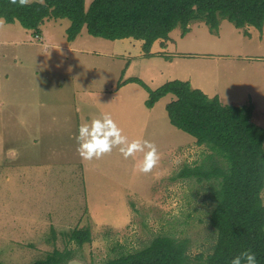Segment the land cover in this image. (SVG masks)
<instances>
[{"label":"rangeland","instance_id":"rangeland-1","mask_svg":"<svg viewBox=\"0 0 264 264\" xmlns=\"http://www.w3.org/2000/svg\"><path fill=\"white\" fill-rule=\"evenodd\" d=\"M92 2L85 1L86 9ZM70 25L46 20L36 37L17 21L0 20V261L33 264L57 248L71 250L66 264H101L157 236L186 241L192 261L208 256L217 239L210 225L216 181L181 172L204 162L208 167V156L216 164L223 160L171 125L166 106L175 96L149 109L144 87L120 82L139 78L157 90L189 81L218 93L225 106L252 104V122L260 127L264 27H251L248 37L247 27L227 20L216 34L192 22L187 34L178 27L147 56L143 41H111L86 28L68 41ZM106 115L126 142L99 159H82L79 126ZM135 141L140 147L125 158L122 149ZM153 147L156 162L142 171ZM86 228L91 243L80 247L65 238Z\"/></svg>","mask_w":264,"mask_h":264},{"label":"trees","instance_id":"trees-1","mask_svg":"<svg viewBox=\"0 0 264 264\" xmlns=\"http://www.w3.org/2000/svg\"><path fill=\"white\" fill-rule=\"evenodd\" d=\"M85 1L0 0V20L7 24L17 21L41 37L46 20L67 19L71 22L68 41H74L86 28L91 36L111 41H143L147 56H151L156 42L168 41L178 27L187 34L192 22H204L212 34L219 31L222 20L237 29L262 31L264 27V0H93L88 9ZM128 83L148 91L149 109L166 96H175L166 106L171 125L223 160L216 164L214 157L208 156L213 163L208 167L204 162L181 172L183 178L216 181L210 225L217 239L212 252L195 261L188 254L186 241L157 236L145 248L101 264H233L237 257L241 264H247V253L255 255L256 264H264V128L252 122L254 106H225L219 97L210 98L189 81H170L157 90L139 78L121 81L120 85ZM65 238L80 247L92 242L89 228L74 229ZM71 255V250L55 248L33 264H66Z\"/></svg>","mask_w":264,"mask_h":264},{"label":"clouds","instance_id":"clouds-1","mask_svg":"<svg viewBox=\"0 0 264 264\" xmlns=\"http://www.w3.org/2000/svg\"><path fill=\"white\" fill-rule=\"evenodd\" d=\"M15 2V0H13ZM78 142V152L82 159L93 160L99 159L103 155L112 151L116 145L126 142V137L122 135L121 129L117 126L110 115H106L102 120H94L90 124L85 123L79 126L76 136ZM140 142H133L128 150H123L125 158L131 154V150L138 149ZM157 156L155 148L147 157V166L142 167V171H147L156 162ZM247 264H256L254 254H245ZM233 264H241L240 258L237 257Z\"/></svg>","mask_w":264,"mask_h":264},{"label":"crops","instance_id":"crops-1","mask_svg":"<svg viewBox=\"0 0 264 264\" xmlns=\"http://www.w3.org/2000/svg\"><path fill=\"white\" fill-rule=\"evenodd\" d=\"M33 2V1H32ZM52 20H55V19H52ZM254 28V27H253ZM191 29V28H190ZM246 31H248V33L250 34V36H248V37H251V33H252V31H253V29L251 28V27H247L246 28ZM170 40V39H169ZM159 42H161V44H163L162 43V41H159ZM160 44V45H161ZM202 91V90H201ZM204 93L206 94V95H208L210 98H213V97H219V95H217L218 93H216V94H211V93H209L207 90H204ZM248 105H250V104H248ZM232 106H247V105H232ZM260 127H264V125H260Z\"/></svg>","mask_w":264,"mask_h":264}]
</instances>
